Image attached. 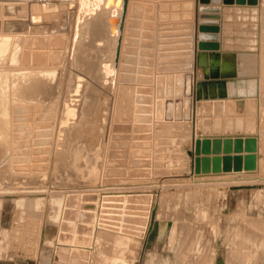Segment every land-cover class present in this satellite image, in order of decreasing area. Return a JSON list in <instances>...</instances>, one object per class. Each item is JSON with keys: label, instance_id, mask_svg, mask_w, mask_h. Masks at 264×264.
Instances as JSON below:
<instances>
[{"label": "rangeland", "instance_id": "374dc122", "mask_svg": "<svg viewBox=\"0 0 264 264\" xmlns=\"http://www.w3.org/2000/svg\"><path fill=\"white\" fill-rule=\"evenodd\" d=\"M142 1L152 3L153 13L142 16V13L134 12L130 15L118 68L122 73L116 80L120 90L117 93L116 87L115 90L97 93L95 98H102L93 105L97 112L94 128L100 125L101 114L108 115L104 136L107 160L102 167V182L110 188L104 187L105 190L98 194L94 191L93 195L91 191L82 190L55 193L58 198L63 197V201L56 204L53 221H49L46 215L48 207L45 203L49 200L46 194L40 196L37 204L19 205L12 202L18 197L10 195L7 202L0 204V225L9 228L6 256L0 255V264H43L45 259V264H51L53 255L62 257L57 256L59 264H75L74 260L76 264H264V0H258L255 6L245 3L230 8L227 13L224 10L220 18L221 44L217 52L220 53V63L224 65L229 61L228 73L231 74L227 78L236 79L233 87L228 89L225 85L227 92L232 95L247 94L253 89L254 94L259 91L258 97L244 101L198 96L197 54L201 52L197 49L198 6H201L198 0H193L195 8L190 39L194 56L190 64L186 63L182 51L183 33L186 34L181 29L184 25L182 14L180 19L174 16L175 8L168 2L171 0ZM49 43L52 42L43 38L28 43L25 50L18 51L16 61L19 63L24 56L25 65L32 66L39 61L43 67H54L50 73L54 79L50 98L54 99L61 91L65 93L74 72L69 64H64V48L52 45L48 50L50 53L46 54ZM62 68L66 69L59 71ZM178 73L182 74L181 94L175 92ZM169 102H172L170 107ZM42 106L33 111V133L21 146L26 150L22 154H26L27 162L30 157L33 162L31 168L37 172H45L48 165L55 162L53 156L50 162L51 156L48 157L47 147H44L46 143L41 141L46 139L42 134L48 129L47 121L53 105L47 103ZM81 112L86 120L89 111L82 109ZM229 119L242 121L238 132L233 127L225 131ZM159 120L171 124L172 133L163 129ZM16 124L23 126L22 130L27 134L29 124L25 126L19 116ZM40 130H44L42 134ZM97 131L94 129L91 136ZM216 133L255 136L254 171L244 168L224 171L221 168L216 175H197L194 172V139L200 138L199 135ZM232 136V139L236 137ZM42 147L46 148L45 152L38 151ZM129 148L134 156L127 150ZM143 149L144 153L141 152ZM246 153L244 147L240 153L232 148L230 156H244ZM199 155H203L201 151ZM209 155L211 158L214 156L213 152ZM219 156L223 158L222 150ZM211 172L214 173L212 169ZM172 226L176 227L177 236L174 249L169 251L168 238L163 235L164 229H172Z\"/></svg>", "mask_w": 264, "mask_h": 264}, {"label": "bare ground", "instance_id": "6f19581e", "mask_svg": "<svg viewBox=\"0 0 264 264\" xmlns=\"http://www.w3.org/2000/svg\"><path fill=\"white\" fill-rule=\"evenodd\" d=\"M171 1L168 2L169 4L171 3L175 8V11H173V14L175 13L174 16L179 19L181 14L183 16L182 21L184 22V25L181 29H183L186 34L183 33L184 39L182 51L185 61H187L186 63L190 64V61H193L194 56V47L192 40L190 39L193 26L192 16L193 9L195 8H193L194 3L193 0ZM249 5L255 6L256 4ZM162 7L164 8L165 6ZM152 8V3L142 0H109L107 3L106 0H0V204L2 202H7V200L11 198L10 195L14 194L18 197L16 199H12L14 205H19L21 203L37 204L40 202V196H42V194H46L45 196L49 197V200H47L45 203L46 208L48 207L46 209V215L49 221H53L55 219L54 217L56 215L55 210L58 207L57 205L60 203V200L63 201V197L58 198L55 193H64L66 191L71 192V190H82L89 193L91 191V194L92 192L96 191L98 194L102 190H105L104 187H108L104 186L106 183L102 182L104 178V169L102 170V167L106 165L107 160V143L105 144L104 142V136L106 134L105 132L108 115L106 118L105 113L104 115L101 114L99 116L100 125H98L99 127L96 126V128H94V119L97 118V112L95 113L93 105L96 103L97 99L99 101L102 98L101 97L99 99L98 97L96 99L95 97L97 93H100L101 91L105 93L107 90L110 91L111 89L115 90L116 87L117 93L118 90H120L118 89L119 85H116V80L117 77H119L118 74L122 73H119L120 71H118V68L121 64L122 51L124 50L123 47L124 43L126 42V33L127 28L129 27L130 15L134 12L136 14L142 13V16L143 14H150L152 12ZM157 8L158 7H156V9ZM161 17L163 20L165 19L164 16ZM162 25L163 24H161V26ZM166 29L169 30V28ZM41 38L48 42H52L49 43L50 45L48 46L44 45L47 48L45 51L47 55L50 53L48 50L49 48L51 49L52 45L55 47L58 45L57 48L65 49L66 54H64V64H69L71 70L74 72L73 80L68 85L65 93L61 91L54 99L50 98V93H52L51 87L53 86H51V84H54L53 75L50 73L54 71V67H43L39 61H36V63L32 66L25 65L24 56L21 58L19 63L16 61L19 50H25L28 43H33ZM201 51L203 53L204 50ZM204 61L205 58L203 55L201 57V62L203 63ZM65 69L66 68H62L59 71H64ZM122 70H124V67ZM180 75L182 74L178 73V76H176L177 78H175L178 82L175 92L178 94H181L180 92H182V79ZM48 83H50V85ZM63 85H65V82H63ZM254 92L255 89L250 90L249 93L247 92V94H245V92L236 96H226L223 98H225L226 101H244L246 99L252 98L253 96L258 97L259 91L257 94H254ZM104 93H102V95ZM115 95L117 94L114 93V96ZM132 100L134 101L133 98ZM202 100L203 99H201V101ZM47 103H52L53 105L51 116H49V121H47L48 129L45 131L43 130V134L40 130V134L46 136V139L43 138L41 141L46 143V145H43L44 147H47V149H43L42 147V150L38 151L45 152L46 149L48 157L51 156L50 162L52 156L55 162L53 164L50 163L48 165V170L45 172H37L32 169L33 162H31L30 157L28 158L30 160L29 163L27 162V156H24L26 154H22L25 153L26 150H22L21 148L27 143L28 139L26 140V138H29V135L33 133L35 127V121L32 117L33 111L43 107L42 105H46ZM136 105L137 104L134 103L133 106L136 107ZM170 106H172V102L168 103V107ZM82 109H84V111H89L86 113V120L81 116ZM135 109H137V107ZM20 111L22 113L18 114ZM18 116L19 119L23 121L25 126L29 124L26 128L27 134L22 130L23 126L20 127L16 124V119ZM103 120L106 123H104ZM101 121L103 122L102 124ZM165 121H160L163 129H167L168 132H171L172 125ZM226 122V127L224 126L226 129L225 131H229L230 128L233 127L238 132L242 127V121L239 119H236L233 122L231 119H229ZM94 129L98 131L92 137L91 135H93L94 132L92 133V131H94ZM223 135H221V133H216L214 135H199V137L201 140L204 137H208L211 139V143L212 139L216 136L221 138L225 137L226 135H234L236 137L242 138L246 137V135L238 133L232 135ZM23 137L26 141L24 139V141L21 140ZM143 146L147 147V145ZM133 148L131 147V149ZM127 150L129 151L130 148ZM141 152L144 153L145 150ZM202 154L203 155H199L200 159L205 155L204 153ZM136 155L138 156V154ZM23 156L25 159H22ZM208 156L211 157L209 154ZM19 159L22 163L19 162ZM100 159L102 161H100ZM25 165L27 166L25 167ZM210 174L216 175V172L212 173L210 169L209 172H202L200 170V172L197 173V175L200 176H209ZM110 195L111 194H109V197ZM3 197L7 199H2ZM1 218L2 215L0 212V219ZM110 225L112 227V224ZM173 227L174 226L171 227L172 229H164L165 235L163 236L168 238L167 241L169 244V251H171L170 249H174L173 243L177 236V229H175L176 227ZM8 230L9 228L7 226L0 225V255L2 254L1 256L3 257L6 256L5 247L7 243L6 236ZM107 230H109V228ZM47 231L50 232L49 229H47ZM97 231L99 230L97 229ZM101 233L104 234L103 232ZM128 238H126V240ZM181 240L183 239L181 238ZM116 241L118 242V240ZM92 242L94 243V241ZM126 243H128V241ZM94 247L97 249V246ZM56 248L57 247L55 246V249ZM1 256L0 259H2ZM57 256L59 255H55V257ZM59 257L62 259L61 256ZM108 259H111V257ZM45 262L46 259L42 261L43 264H45ZM74 262L75 264L77 263L75 260Z\"/></svg>", "mask_w": 264, "mask_h": 264}, {"label": "water", "instance_id": "95a60500", "mask_svg": "<svg viewBox=\"0 0 264 264\" xmlns=\"http://www.w3.org/2000/svg\"><path fill=\"white\" fill-rule=\"evenodd\" d=\"M108 1L109 0H106V3ZM257 1L258 0H198L199 4L203 6H198V15L200 19H198L197 49L209 51H217L220 49L219 4H256ZM256 144L257 140L253 135L246 136L245 138L235 137L233 139L230 136L223 138L216 136L212 139V143L211 139L208 137H204L202 140L196 137L194 139L193 148L194 172L198 173L200 170L202 172H209L210 169L216 172L221 168L224 171H229L231 168L236 171L242 168L253 170L256 167ZM243 147L247 151L244 156L241 154L230 156L232 148L234 152L240 153ZM221 150L224 153L223 158L219 156ZM200 151L205 154L201 159L198 156ZM210 152L214 154L212 158L208 156Z\"/></svg>", "mask_w": 264, "mask_h": 264}, {"label": "crops", "instance_id": "0c3cea01", "mask_svg": "<svg viewBox=\"0 0 264 264\" xmlns=\"http://www.w3.org/2000/svg\"><path fill=\"white\" fill-rule=\"evenodd\" d=\"M212 5V4H210ZM203 6V5H201ZM220 7V16H219V34L222 30V24H220V18L223 16L222 14L225 12L227 13V10H230V8L234 6H238V4H220L218 5ZM200 7V6H199ZM220 37V35H219ZM221 44V39L219 40ZM221 51V50H220ZM201 53V54H200ZM219 52L217 51H208L204 50L197 54V66L199 68V82H198V93L199 97L203 98H219L227 96H236L239 94H232L230 95L229 92H227V89L225 88V85H227V88H231L234 86L232 84L236 81L235 78H227L229 77L228 73L229 70V61H227V64L220 63L219 59ZM204 55L205 61L203 63L200 62V57ZM223 66V67H222ZM226 66V67H224ZM220 86V88H219Z\"/></svg>", "mask_w": 264, "mask_h": 264}, {"label": "built area", "instance_id": "2783aa9c", "mask_svg": "<svg viewBox=\"0 0 264 264\" xmlns=\"http://www.w3.org/2000/svg\"><path fill=\"white\" fill-rule=\"evenodd\" d=\"M53 261H51V264H59V261H58V257H55L54 255H53ZM56 261V262H55Z\"/></svg>", "mask_w": 264, "mask_h": 264}]
</instances>
